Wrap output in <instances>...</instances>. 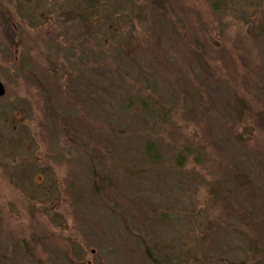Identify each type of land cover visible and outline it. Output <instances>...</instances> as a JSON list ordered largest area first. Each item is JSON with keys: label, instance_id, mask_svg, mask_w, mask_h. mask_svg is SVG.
I'll use <instances>...</instances> for the list:
<instances>
[{"label": "rangeland", "instance_id": "obj_1", "mask_svg": "<svg viewBox=\"0 0 264 264\" xmlns=\"http://www.w3.org/2000/svg\"><path fill=\"white\" fill-rule=\"evenodd\" d=\"M96 1L0 0V264H264V0Z\"/></svg>", "mask_w": 264, "mask_h": 264}, {"label": "trees", "instance_id": "obj_2", "mask_svg": "<svg viewBox=\"0 0 264 264\" xmlns=\"http://www.w3.org/2000/svg\"><path fill=\"white\" fill-rule=\"evenodd\" d=\"M69 2H72L75 6V10H70L67 14H65L64 19L61 20V23L63 24H68L71 23L72 27L71 28H77L80 25L83 24L84 33H89V28L86 23V16L81 12V9L86 8L89 4L92 6H99V3L96 0H66ZM152 10L154 9L155 11H161L164 12V5L168 2V0H149ZM81 50V46L79 48V51ZM83 51L86 52L85 49H82ZM87 53V52H86ZM180 165V164H179ZM218 187H221L220 184L215 185V187L211 188V196H214L217 193ZM216 188V189H215ZM163 219H165L163 217ZM180 264H183L182 261H180Z\"/></svg>", "mask_w": 264, "mask_h": 264}, {"label": "water", "instance_id": "obj_3", "mask_svg": "<svg viewBox=\"0 0 264 264\" xmlns=\"http://www.w3.org/2000/svg\"><path fill=\"white\" fill-rule=\"evenodd\" d=\"M7 95L6 87L3 82H0V99Z\"/></svg>", "mask_w": 264, "mask_h": 264}]
</instances>
